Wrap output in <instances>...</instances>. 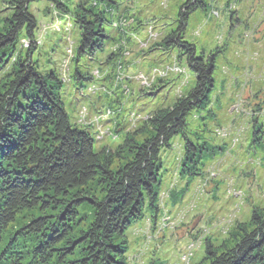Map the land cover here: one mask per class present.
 <instances>
[{"label":"rangeland","instance_id":"1","mask_svg":"<svg viewBox=\"0 0 264 264\" xmlns=\"http://www.w3.org/2000/svg\"><path fill=\"white\" fill-rule=\"evenodd\" d=\"M118 1L102 51L83 56L71 19L46 1L30 5L37 25L32 58L41 73L61 80L69 120L89 132L95 151L116 149L126 136L141 142L148 118L195 82L184 57L160 45L185 0ZM203 1L183 34L215 61L207 103L186 119L199 155L183 161L179 134L161 150L157 198L126 229L123 264H199L207 242L219 250L233 245L236 226L249 221L253 208H264V0ZM9 2L0 0V28ZM29 46L22 39L18 50ZM12 61L0 69V82ZM123 162L115 158L112 168ZM80 213L88 214L86 206Z\"/></svg>","mask_w":264,"mask_h":264},{"label":"trees","instance_id":"2","mask_svg":"<svg viewBox=\"0 0 264 264\" xmlns=\"http://www.w3.org/2000/svg\"><path fill=\"white\" fill-rule=\"evenodd\" d=\"M39 1L78 27V56L102 51L120 5L118 0L9 2L11 13L0 28V69L14 61L0 82V264H123L126 229L157 198L161 150L179 134L183 161L199 155L186 119L207 103L215 61L183 34L190 13L205 4L183 1L175 28L160 43L184 57L194 86L148 118L143 130L149 134L141 142L126 136L116 149L95 151L89 132L69 120L61 80L55 72L41 73L32 58L37 25L30 5ZM22 39L30 46L19 52ZM115 158L124 162L113 169ZM82 206L88 210L84 218ZM235 231L233 245L222 250L207 242L199 264H264V208H253Z\"/></svg>","mask_w":264,"mask_h":264}]
</instances>
